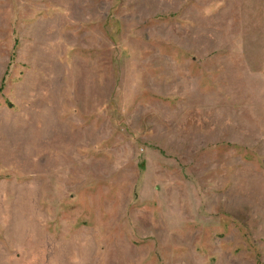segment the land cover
Segmentation results:
<instances>
[{"label": "rangeland", "instance_id": "374dc122", "mask_svg": "<svg viewBox=\"0 0 264 264\" xmlns=\"http://www.w3.org/2000/svg\"><path fill=\"white\" fill-rule=\"evenodd\" d=\"M0 264H264V0H0Z\"/></svg>", "mask_w": 264, "mask_h": 264}]
</instances>
